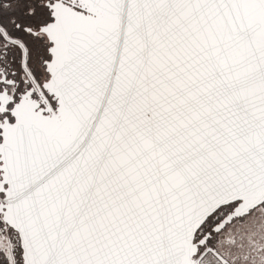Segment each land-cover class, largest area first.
I'll use <instances>...</instances> for the list:
<instances>
[{
	"label": "snow or ice",
	"instance_id": "obj_1",
	"mask_svg": "<svg viewBox=\"0 0 264 264\" xmlns=\"http://www.w3.org/2000/svg\"><path fill=\"white\" fill-rule=\"evenodd\" d=\"M0 264H264V0H0Z\"/></svg>",
	"mask_w": 264,
	"mask_h": 264
}]
</instances>
